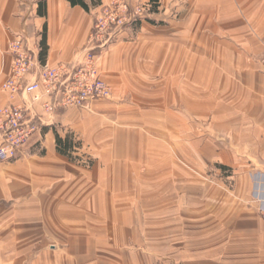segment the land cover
I'll return each instance as SVG.
<instances>
[{
	"label": "crops",
	"instance_id": "obj_1",
	"mask_svg": "<svg viewBox=\"0 0 264 264\" xmlns=\"http://www.w3.org/2000/svg\"><path fill=\"white\" fill-rule=\"evenodd\" d=\"M83 1L88 10L0 0V107L30 99L1 89L16 37L39 56L44 39L52 67L82 59L112 0ZM263 50L264 0H157L100 54L111 99L55 112L22 158L0 163V264H181L161 253L162 237H176L167 194L185 205L182 264H264ZM57 138L72 144L70 157ZM195 161L230 176L205 183L203 167L201 178L185 167L177 176V162ZM146 194L152 235L142 231Z\"/></svg>",
	"mask_w": 264,
	"mask_h": 264
},
{
	"label": "built area",
	"instance_id": "obj_2",
	"mask_svg": "<svg viewBox=\"0 0 264 264\" xmlns=\"http://www.w3.org/2000/svg\"><path fill=\"white\" fill-rule=\"evenodd\" d=\"M152 12L129 0H112L100 9L76 63L49 66L40 60L39 47L16 37L8 46L11 69L1 89L10 97L28 96V103L0 107V163L19 160L31 138L39 134L55 112L86 107L96 100H110L111 87L98 69L100 54L115 38L144 15ZM264 72V50L259 58ZM264 217V209H262Z\"/></svg>",
	"mask_w": 264,
	"mask_h": 264
},
{
	"label": "rangeland",
	"instance_id": "obj_3",
	"mask_svg": "<svg viewBox=\"0 0 264 264\" xmlns=\"http://www.w3.org/2000/svg\"><path fill=\"white\" fill-rule=\"evenodd\" d=\"M131 27V26H129ZM98 69H99V66H98ZM100 71V69H99ZM102 76V75H101ZM105 82V81H104ZM106 83V82H105ZM107 84V83H106ZM112 89V88H111ZM193 122H196L195 120ZM193 137H194V140L196 139L195 137H198V139H200V135H201V132L200 130H193ZM184 164V163H183ZM182 164V165H183ZM182 165L177 162V168H178V174L177 176L180 177L182 174L180 173H183V174H186L184 171H185V168H187V172H192V176L195 177V178H201L200 176V172L203 170V179L205 181V183H211L213 182L214 184H217V179L219 180V178H226L228 176H230L228 170H223V176L221 177H218V178H214V174H215V164L210 162L209 164H207L208 166L207 167H204V164L202 165L200 161H195L191 164V166H183L182 168ZM185 167V168H184ZM203 167V169L201 170L200 168ZM191 168V169H190ZM190 170V171H189ZM207 181V182H206ZM166 197H169L167 200L171 203V206L174 210L173 214L176 218V230L174 233H171L170 235H175L176 237L173 238V239H170L168 240L167 237H162V241L160 242L161 243V246H162V255H165V256H168L169 254L172 255L174 254V252H177L175 253L176 256L173 258L174 260L177 259L181 264L183 263V258L185 256V252H186V249L190 250V245L189 246H186L185 245V227H184V224H183V221H184V209H185V205L182 204L181 200L179 198H177L176 200H173V198H175V196L172 197L171 201H170V196L167 194ZM152 197L148 194L145 195V206H146V210L144 211V216L146 218V223L145 225L142 227V231L143 233L145 234H150L152 235L153 234V229H156L155 227L153 228V226L151 225V221H148L147 218H150L151 215H152V209H147L151 203H152ZM197 198H193V200H190V199H186V202L187 204H191V203H198L197 201ZM168 212V210H164L161 212L162 213H166ZM158 214V213H156ZM167 218V217H166ZM264 218V217H263ZM163 223V221H162ZM167 227V226H165ZM174 241V242H172ZM159 244L158 242H154L153 239H150V240H146L145 241V245H144V249L146 251H149L150 253H153L152 251V245L153 244ZM176 245L177 247L174 249L172 247V245ZM193 247H198V249L200 248V243L198 244H193Z\"/></svg>",
	"mask_w": 264,
	"mask_h": 264
},
{
	"label": "trees",
	"instance_id": "obj_4",
	"mask_svg": "<svg viewBox=\"0 0 264 264\" xmlns=\"http://www.w3.org/2000/svg\"><path fill=\"white\" fill-rule=\"evenodd\" d=\"M70 5L72 6H80L81 8H83L84 10H88L87 5L84 3L83 0H67ZM152 3V9L156 8V3L157 0H151ZM154 7V8H153ZM42 53L40 55V59L43 62L45 59V54H46V48H45V43H44V39H42ZM56 143H57V151L58 153H60L61 155H64L66 157H70V150L72 148V144L68 141V139L62 141L59 138L56 139Z\"/></svg>",
	"mask_w": 264,
	"mask_h": 264
}]
</instances>
